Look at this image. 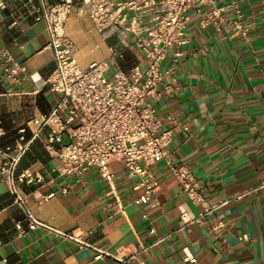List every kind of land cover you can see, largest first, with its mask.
Listing matches in <instances>:
<instances>
[{"label": "crops", "instance_id": "1", "mask_svg": "<svg viewBox=\"0 0 264 264\" xmlns=\"http://www.w3.org/2000/svg\"><path fill=\"white\" fill-rule=\"evenodd\" d=\"M24 1L0 5V49L25 67L20 81L0 83V139L6 143L22 127L29 135L30 116L48 110L55 99L41 85L53 68L45 22L27 13ZM62 30L82 67L109 56L117 42L75 9ZM185 35L183 55L169 76L173 88L159 87L152 102L162 127L171 129L170 159L187 164L206 203L218 206L206 212L193 203L165 160L151 165L159 182L154 202H135L138 177L116 159L109 162L113 190L93 167L80 176L58 175L55 158L34 139L17 171L42 178L22 189L33 213L50 228L26 227L0 176V264H121L117 256L129 255L142 264H184L185 256L197 264H264V0L203 2L189 10ZM138 57L127 50L119 64L128 70ZM182 210L202 216L182 226ZM244 232L246 240L239 237Z\"/></svg>", "mask_w": 264, "mask_h": 264}, {"label": "built area", "instance_id": "2", "mask_svg": "<svg viewBox=\"0 0 264 264\" xmlns=\"http://www.w3.org/2000/svg\"><path fill=\"white\" fill-rule=\"evenodd\" d=\"M211 0H25L27 13L35 20H43L48 32L47 47L52 51L53 68L41 85L55 94L48 110L32 114L27 128L18 129L12 143L0 139V176L13 196V203L23 211L26 227H48L33 213L28 204L24 184L42 180L30 171H17L20 158L34 139L55 158L53 171L58 175L80 176L93 167L114 189V173L109 168L112 159L122 162L129 176H137L134 185L141 192L137 203L154 202L158 179L151 165L165 160L178 178L181 190L195 204L210 212L218 204L208 205L200 192V184L185 163H173L169 157L171 129L162 127L152 100L159 95V87L170 91L169 76L183 55L186 43V22L190 9H198ZM4 5V0H0ZM87 13L93 25L104 36H116L106 58L82 67L74 58L73 41L62 27L72 10ZM127 50L139 53L138 61L128 70L119 60ZM25 77V67L12 53L0 49V83L18 82ZM1 135V132H0ZM66 191V189H63ZM50 192L46 197H50ZM116 211L123 205L115 194ZM182 210V226L200 220ZM24 231L21 222L16 223ZM65 237L79 240L73 234L57 230ZM240 239L249 238L247 232ZM93 247V246H91ZM99 252L100 249L96 248ZM121 264H142L134 255L117 256ZM184 264H197L193 256H185Z\"/></svg>", "mask_w": 264, "mask_h": 264}, {"label": "trees", "instance_id": "3", "mask_svg": "<svg viewBox=\"0 0 264 264\" xmlns=\"http://www.w3.org/2000/svg\"><path fill=\"white\" fill-rule=\"evenodd\" d=\"M17 135H15L14 137H16ZM13 140H14V138H13Z\"/></svg>", "mask_w": 264, "mask_h": 264}]
</instances>
